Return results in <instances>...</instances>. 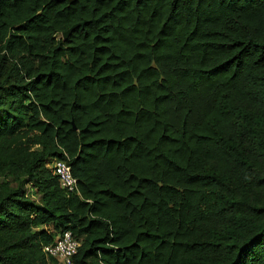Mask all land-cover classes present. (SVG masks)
Listing matches in <instances>:
<instances>
[{
  "label": "trees",
  "instance_id": "trees-1",
  "mask_svg": "<svg viewBox=\"0 0 264 264\" xmlns=\"http://www.w3.org/2000/svg\"><path fill=\"white\" fill-rule=\"evenodd\" d=\"M64 231L72 264H264V0H0V264Z\"/></svg>",
  "mask_w": 264,
  "mask_h": 264
},
{
  "label": "built area",
  "instance_id": "built-area-1",
  "mask_svg": "<svg viewBox=\"0 0 264 264\" xmlns=\"http://www.w3.org/2000/svg\"><path fill=\"white\" fill-rule=\"evenodd\" d=\"M48 165L53 168L60 187L67 194L79 192L78 181L73 176L67 159H55ZM79 244L70 231H64L55 237L53 243L44 245L42 251L46 257L56 260L59 264H72Z\"/></svg>",
  "mask_w": 264,
  "mask_h": 264
},
{
  "label": "water",
  "instance_id": "water-1",
  "mask_svg": "<svg viewBox=\"0 0 264 264\" xmlns=\"http://www.w3.org/2000/svg\"><path fill=\"white\" fill-rule=\"evenodd\" d=\"M83 25V22L73 24L68 30L62 33L63 38H66L75 28Z\"/></svg>",
  "mask_w": 264,
  "mask_h": 264
},
{
  "label": "rangeland",
  "instance_id": "rangeland-1",
  "mask_svg": "<svg viewBox=\"0 0 264 264\" xmlns=\"http://www.w3.org/2000/svg\"><path fill=\"white\" fill-rule=\"evenodd\" d=\"M29 194H30L31 196H33L34 198H37V197H36V193H34V192H31V193H30V192H29Z\"/></svg>",
  "mask_w": 264,
  "mask_h": 264
}]
</instances>
